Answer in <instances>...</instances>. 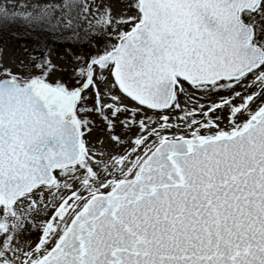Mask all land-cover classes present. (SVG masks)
<instances>
[{
  "label": "snow or ice",
  "instance_id": "obj_1",
  "mask_svg": "<svg viewBox=\"0 0 264 264\" xmlns=\"http://www.w3.org/2000/svg\"><path fill=\"white\" fill-rule=\"evenodd\" d=\"M116 3L0 4L93 49L0 64V264H264V0Z\"/></svg>",
  "mask_w": 264,
  "mask_h": 264
},
{
  "label": "rangeland",
  "instance_id": "obj_2",
  "mask_svg": "<svg viewBox=\"0 0 264 264\" xmlns=\"http://www.w3.org/2000/svg\"><path fill=\"white\" fill-rule=\"evenodd\" d=\"M62 0H0V4H4L6 2H14L17 6V11H21L22 9L19 7L20 5H27V11H33L32 5H43L46 3H61ZM113 3L115 4L114 11H120L121 6L116 3V0H113ZM62 13L58 10L55 12L53 19L59 22V20H62ZM91 17H89L90 19ZM73 19V18H72ZM73 24L76 25L75 28V33L74 36L78 35L79 39L73 38L72 43H69V48L67 51H54L51 49L50 51L47 52L48 45H44L46 43L45 41L42 43L41 41L39 42L40 44H37L38 42L34 41L31 42V45L27 44H16L11 43L6 46H0V64H2L5 67H10L13 69V71H18L20 68L21 61L28 63L29 62V57L30 55H43L47 54V56L51 59L52 63L57 65L58 68L64 69V71H57L53 74V79H62L65 82H70L69 80V72L73 66V57L70 55L71 53H75L77 55H83L87 57L90 55L93 51L91 45L88 43L87 38H85L84 35V30L87 29L88 27V20L85 19H73ZM73 36V37H74ZM101 87H103L101 85ZM96 124L98 125L97 128L94 129L93 135L91 139L95 143V140L97 137L100 139L104 140V147L107 151L110 152H116V153H121L124 152L128 149L131 148V144H126V145H116L112 142H110L109 138L104 135V133L100 129L101 121L97 120ZM136 132V129L133 128L131 131L128 132L127 136H125V139L127 140L130 137H133ZM99 146V145H98ZM43 217L41 216L40 218L37 219V222L39 223V219H42ZM22 239H28L30 237V241L35 242L38 237H39V232L38 234L32 233H25L22 235ZM32 237V239H31Z\"/></svg>",
  "mask_w": 264,
  "mask_h": 264
},
{
  "label": "trees",
  "instance_id": "obj_3",
  "mask_svg": "<svg viewBox=\"0 0 264 264\" xmlns=\"http://www.w3.org/2000/svg\"><path fill=\"white\" fill-rule=\"evenodd\" d=\"M63 3V0L61 1ZM61 12V11H60ZM62 13V12H61ZM62 20L59 22L52 19V24L55 25V31L45 27L42 30L36 26H29L23 22L10 21L7 24L0 23V46H6L11 43L31 45V42L37 41L40 44L45 41L44 45H48L47 52L53 49L54 51H67L70 49L69 43L74 42L73 36L76 25L73 29L65 27L67 20L72 19L62 13ZM35 38V39H33ZM75 43V42H74Z\"/></svg>",
  "mask_w": 264,
  "mask_h": 264
},
{
  "label": "flooded vegetation",
  "instance_id": "obj_4",
  "mask_svg": "<svg viewBox=\"0 0 264 264\" xmlns=\"http://www.w3.org/2000/svg\"><path fill=\"white\" fill-rule=\"evenodd\" d=\"M35 234H38V231L37 232H34ZM22 237L23 236H21L20 238L22 239ZM31 239H32V237H31ZM28 240H29V242H32V240L30 241V237H28Z\"/></svg>",
  "mask_w": 264,
  "mask_h": 264
}]
</instances>
